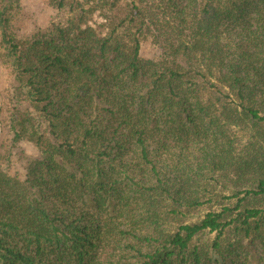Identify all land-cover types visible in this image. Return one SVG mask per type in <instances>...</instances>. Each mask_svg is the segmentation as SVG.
Here are the masks:
<instances>
[{"label": "trees", "instance_id": "1", "mask_svg": "<svg viewBox=\"0 0 264 264\" xmlns=\"http://www.w3.org/2000/svg\"><path fill=\"white\" fill-rule=\"evenodd\" d=\"M19 1L0 264H264V0H50L29 34Z\"/></svg>", "mask_w": 264, "mask_h": 264}, {"label": "rangeland", "instance_id": "2", "mask_svg": "<svg viewBox=\"0 0 264 264\" xmlns=\"http://www.w3.org/2000/svg\"><path fill=\"white\" fill-rule=\"evenodd\" d=\"M16 14L15 26L18 27V33L21 34H29L37 27H45L52 20L62 19L66 16L65 11L54 8L50 4V0H20ZM95 21L103 20L97 16ZM92 24L94 23L92 22ZM140 54L143 57L155 56L156 45L151 37H147L141 42ZM11 80L9 70L0 63V164L4 165L10 173H17L21 176L23 175L22 165L24 162L22 157L33 154L34 146L27 142L18 143L16 146L11 144V134L5 124V105H7Z\"/></svg>", "mask_w": 264, "mask_h": 264}]
</instances>
